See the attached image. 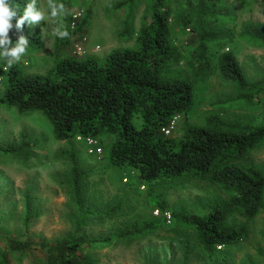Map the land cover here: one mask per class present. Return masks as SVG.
Here are the masks:
<instances>
[{"label": "trees", "instance_id": "1", "mask_svg": "<svg viewBox=\"0 0 264 264\" xmlns=\"http://www.w3.org/2000/svg\"><path fill=\"white\" fill-rule=\"evenodd\" d=\"M187 1L173 11L167 0H153L150 19L137 37L138 46L113 50L104 62L95 57H65L45 74L27 73L13 64L0 104L20 113L41 112L51 123L58 141L112 136L109 162L117 167L136 168L147 183L168 187L186 179H202L222 188L228 196L211 199L206 215L185 211L173 214L178 223L195 229L202 250L212 255L220 247L247 240L250 221L264 210V170L248 163L252 151L264 142V121H231L210 111L201 124L186 122L179 137L167 136L162 130L174 117L187 115L193 109L195 86L205 84L215 72L231 84L237 100L264 105V74L250 81L235 53L228 49L235 34L221 20L232 13L227 0ZM25 3L26 0H11L12 7L21 14ZM12 23L15 24V18ZM177 27L197 35L183 69L184 77L177 75L178 65L185 59L174 35ZM20 34L14 27L9 31L13 43ZM23 34L28 38L26 52L41 46L27 24ZM239 35L264 46L261 23H246ZM68 42L69 38L62 42L57 37L56 47ZM136 120H141L140 127ZM36 141L32 134L23 131L17 143L0 147V152L27 160ZM65 155L78 219L72 235L44 246L47 264H95L91 256L83 253V247L97 240L80 232L94 212L84 196L91 172L81 165L75 149ZM157 205L163 213L164 204ZM118 211L120 205L104 210L103 215L112 218ZM38 215L27 199L26 223ZM236 215L240 221L232 220ZM160 226L158 218L143 223L134 221L130 229L115 237L129 239L152 233ZM183 244L188 257L189 243ZM30 246L13 239L9 250L19 252ZM7 256L8 252L2 255V264H8Z\"/></svg>", "mask_w": 264, "mask_h": 264}, {"label": "rangeland", "instance_id": "2", "mask_svg": "<svg viewBox=\"0 0 264 264\" xmlns=\"http://www.w3.org/2000/svg\"><path fill=\"white\" fill-rule=\"evenodd\" d=\"M175 11L187 0H167ZM49 0H37L44 10L45 20L30 26L41 46L27 51L15 64L27 73L45 74L65 58L95 57L104 62L113 50L136 48L141 28L150 19L153 0H53L63 4L66 14L50 17ZM232 13L222 22L235 34L228 45L241 63L250 81L264 74V46L258 41L239 35L246 23L264 25V0H227ZM84 23L81 31L78 28ZM62 23L69 35L67 45L56 47L54 29ZM174 35L183 52L184 60L178 65L177 75L184 77L186 60L197 35L188 29L175 28ZM217 52V48L213 47ZM8 70L0 60V98L8 80ZM210 111L227 120L264 121V105H248L237 100L230 83L215 72L205 84L195 86V105L187 115H179L170 134L179 137L186 122L201 124ZM138 127L141 120H136ZM36 138L32 156L27 160L0 152V264L8 252V264H47L44 246L57 243L76 229L78 209L70 186V165L66 153L75 149L81 165L91 172L84 191L86 204L93 214L86 219L80 232L95 243L85 245L83 253L91 256L95 264H264V210L250 221V235L242 243L218 248L212 255L202 250L195 229L178 223L174 212L185 211L198 215L208 213L207 203L213 198H226L228 194L208 180L186 179L175 186L143 181L139 171L131 166L117 167L109 162V149L113 137L104 135L90 142L76 137L73 141H58L51 123L41 112L20 113L16 108L0 104V147L17 143L21 132ZM101 151H98V148ZM248 163L264 170V142L254 149ZM39 215L26 223V200ZM163 203V213L157 203ZM121 206L114 217L103 215L104 210ZM159 210V215H156ZM166 212L171 222L166 220ZM158 218L160 228L129 239L115 237L132 222ZM232 220L240 221L236 215ZM109 237L112 241L99 242ZM30 243L23 251L11 252V240ZM188 241L191 251L185 256Z\"/></svg>", "mask_w": 264, "mask_h": 264}, {"label": "clouds", "instance_id": "3", "mask_svg": "<svg viewBox=\"0 0 264 264\" xmlns=\"http://www.w3.org/2000/svg\"><path fill=\"white\" fill-rule=\"evenodd\" d=\"M47 8L52 18L66 14L64 5L53 3V0H49ZM13 18H15L14 25L12 23ZM45 19V12L37 6V0H26L22 14L12 7L11 0H0V60L4 61L6 68H10L19 62L26 53L28 38L23 34L24 26L26 24L28 26L37 25ZM13 27L21 33L14 43L9 36V31ZM54 34L60 39L69 35L62 23L54 29Z\"/></svg>", "mask_w": 264, "mask_h": 264}, {"label": "built area", "instance_id": "4", "mask_svg": "<svg viewBox=\"0 0 264 264\" xmlns=\"http://www.w3.org/2000/svg\"><path fill=\"white\" fill-rule=\"evenodd\" d=\"M189 30V29H188ZM178 118V116H176V117H174L173 119H172V121L170 122V124L166 127V128H164L162 131L164 132V133H166L167 135H169L170 134V132H171V130L174 128V125H175V120ZM79 138H82V137H79ZM88 141H90V142H96L97 140H96V138H94V137H87L86 138ZM98 151H101V148L99 147L98 148ZM155 214L156 215H159V210H156V212H155ZM166 220H167V222H171V215L169 214V212H166Z\"/></svg>", "mask_w": 264, "mask_h": 264}]
</instances>
